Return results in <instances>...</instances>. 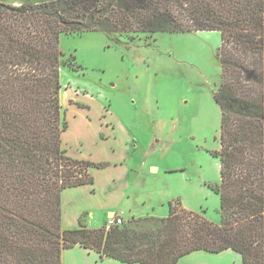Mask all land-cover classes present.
<instances>
[{
	"label": "trees",
	"instance_id": "16d2710c",
	"mask_svg": "<svg viewBox=\"0 0 264 264\" xmlns=\"http://www.w3.org/2000/svg\"><path fill=\"white\" fill-rule=\"evenodd\" d=\"M79 31L220 33V223L175 199L166 217L106 231L83 213L79 228L63 227V191L93 185L91 170L109 165L62 147L61 37ZM78 245L122 264L227 249L264 264V0L0 1V264H63Z\"/></svg>",
	"mask_w": 264,
	"mask_h": 264
},
{
	"label": "rangeland",
	"instance_id": "374dc122",
	"mask_svg": "<svg viewBox=\"0 0 264 264\" xmlns=\"http://www.w3.org/2000/svg\"><path fill=\"white\" fill-rule=\"evenodd\" d=\"M0 1L17 5L52 0ZM220 44L218 31L156 32L133 37L98 31L63 34L61 103L69 127L62 135V147L73 157L114 162L118 153L104 141L103 132L104 116L110 109L138 145L132 168L139 171L141 162L150 160L162 171L157 182H151L154 189L165 187L156 199L157 211L162 212L163 200L173 193L194 211L220 223V195L212 188L221 180L219 157L214 155L220 150L221 108L215 99L222 84ZM170 168L178 171L166 172ZM183 169L189 186L182 180ZM91 172L93 186L70 190L67 203L74 210L87 207L101 215L106 208L108 178L118 172L104 168ZM145 179H140L138 186ZM196 180L202 183L200 189ZM84 219L87 224L88 214ZM197 255L188 256V262H204ZM63 264L122 263L101 260L94 252L74 247L66 251Z\"/></svg>",
	"mask_w": 264,
	"mask_h": 264
},
{
	"label": "crops",
	"instance_id": "0c3cea01",
	"mask_svg": "<svg viewBox=\"0 0 264 264\" xmlns=\"http://www.w3.org/2000/svg\"><path fill=\"white\" fill-rule=\"evenodd\" d=\"M88 111V110H86ZM89 112V111H88ZM114 113L110 112V109L107 111L106 116H104V124H103V132L106 134L107 143L111 144V149L113 153H118V158L114 160V162H109V165L104 169H107L110 173L118 172V175L109 176L108 178V187H107V198L105 199V213L99 215L96 214L94 209L87 207L80 208L79 210H74L72 205H68V192L70 190H76L77 188L93 186L90 184L82 185L79 187L67 188L62 193V222L63 227L66 229H76L80 226V218L83 213L88 214L87 225L92 228L102 227L108 216L114 213L121 214L125 220L132 218H140L146 216H157V217H166L169 214V202L171 200L179 199L182 203V206L194 211L193 206H189L184 200H181L180 196L173 195V193L169 194L162 202V212L159 213L157 208L159 206L157 197L165 191V187L162 188H152V180L153 182H157V178L161 176L162 171L160 167L154 163H150V160H145L141 162L140 170L134 169L133 164L135 161L134 151L138 148V145L134 144V136L131 132L127 131L124 124L115 120L113 115ZM124 125V126H123ZM118 140V142H116ZM137 141V140H136ZM78 158V157H76ZM82 159V158H80ZM133 163V164H131ZM148 170L145 171L147 165ZM113 166L119 168L114 169ZM135 166V165H134ZM121 167V168H120ZM125 168L122 170V168ZM166 172H176L177 169H166ZM183 182H187V186L189 183V179L185 169L181 171ZM124 173V175H123ZM147 173L151 174L153 177L147 176ZM148 174V175H149ZM123 175V176H122ZM160 175V176H159ZM122 176V178H121ZM147 177V179H145ZM140 179H145L141 181V184L138 186ZM119 183V187H116V183ZM194 183L197 185L199 189L202 187V183L196 180ZM93 192L95 190L93 189ZM203 197V196H201ZM67 203V204H66ZM74 210V211H73ZM72 213V214H71ZM214 222H219L216 218H212ZM77 249H81L87 251L89 253H96L98 257L100 255L95 252L83 248L81 246H75ZM66 249L63 253L65 256ZM203 252V253H200ZM205 252V253H204ZM201 254V255H197ZM205 254V255H203ZM197 255L196 258L202 259L204 262H188V256ZM113 259L110 257H102L101 260H109ZM118 261V260H117ZM206 262V263H205ZM243 264V256L232 250L227 249L221 252H208V251H194L180 258L179 264ZM137 264V263H135ZM142 264V263H141Z\"/></svg>",
	"mask_w": 264,
	"mask_h": 264
},
{
	"label": "built area",
	"instance_id": "2783aa9c",
	"mask_svg": "<svg viewBox=\"0 0 264 264\" xmlns=\"http://www.w3.org/2000/svg\"><path fill=\"white\" fill-rule=\"evenodd\" d=\"M126 222L125 218L118 213L111 214L108 216L104 223V228L106 231H110L113 227L117 225H122Z\"/></svg>",
	"mask_w": 264,
	"mask_h": 264
}]
</instances>
